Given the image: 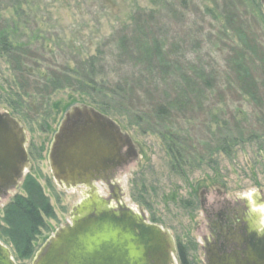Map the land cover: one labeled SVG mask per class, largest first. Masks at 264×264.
<instances>
[{"label": "rangeland", "instance_id": "374dc122", "mask_svg": "<svg viewBox=\"0 0 264 264\" xmlns=\"http://www.w3.org/2000/svg\"><path fill=\"white\" fill-rule=\"evenodd\" d=\"M151 1L77 0L80 9L74 16L67 7L62 8L64 0H27L29 9L23 7V16L12 19L14 16L9 10L6 17L18 24L16 35L22 43L41 36L53 40L56 34L61 33L60 26L64 29L62 34H66L69 39L68 26L73 23L78 28L77 33L81 28L86 31L85 26L89 27L90 31L79 34L90 39L91 29L112 33L119 29L116 19L125 21L132 4L147 7ZM252 2L257 4L256 0H189L186 7L181 4L182 0H165L167 5L163 6L159 18L153 20L152 31L163 34L167 28V39L170 41L168 51L176 68L169 74L156 76L163 89L186 92L181 76L187 72L190 62L215 75L211 91L188 88L194 90L189 92L193 110L180 114V119L175 121V128L183 133L188 149L177 158L169 150L163 134L153 133L156 130L152 125L147 127L148 130H142L132 118L103 110L79 93L62 90L48 96L37 92L25 97L23 91L27 87L23 84V91L19 88L8 56L0 49V111L8 112L22 124L26 147L31 145L35 148L36 159H32L30 174L26 177L39 186L53 213L52 218L43 219L44 229L33 243V256L56 230L70 223L71 210L82 200L86 191L83 187H59L50 175L47 160L50 143L63 114L76 103L93 106L118 123L121 131L129 135L139 152L136 161L125 166L118 178V186L123 193L122 202L135 213L141 212L146 223L167 230L172 240L187 250L185 264H203L198 235L202 228L200 224L203 223L202 209L219 208L224 201L232 202L236 198L243 197L251 201L257 197L262 200V205L251 207V210L258 212V225L264 226V129L246 124L242 141L217 142L215 136L218 131L212 125L211 118L218 115L228 120L229 114L236 108L251 113L254 106L262 104L250 100L249 96L245 98L236 91L234 85L230 89L228 85L235 79L237 64L242 63L239 60L242 45L240 48L237 43H231V34L239 36L244 33V44L251 50L250 53L255 52L256 45L264 46V12L259 8L258 12L256 10L252 14ZM226 4H233V9L226 11ZM205 8L215 11L218 19L207 15ZM227 32L228 40L224 35ZM117 37L109 43L105 42L108 47H113L111 44ZM31 56L26 65L32 72L39 67L45 69L51 61L48 49L38 63ZM247 65L252 74L259 76L258 67L255 68L253 63ZM200 75H197V79L201 78L198 77ZM161 97L165 98V95L161 94ZM249 119L250 122L255 121ZM255 128V133L249 131ZM23 181L18 189L0 202V242L10 250L16 264H30L33 257L26 261L18 259L11 244L1 235V220L3 209L12 198L15 195L25 196ZM98 186L102 187V184L97 183ZM29 190L33 197H37L32 187ZM98 195L105 199L106 191L102 188ZM174 264L181 263L175 259Z\"/></svg>", "mask_w": 264, "mask_h": 264}, {"label": "trees", "instance_id": "16d2710c", "mask_svg": "<svg viewBox=\"0 0 264 264\" xmlns=\"http://www.w3.org/2000/svg\"><path fill=\"white\" fill-rule=\"evenodd\" d=\"M256 1L257 4L252 2L250 5L252 14L259 8L263 11L259 0ZM2 2L5 4L2 5ZM164 2L165 0H152L147 7L132 4L126 20L116 19L119 29L109 34L102 33L100 29H91L88 39L82 34L89 27L85 26L86 31L81 28L77 33L78 28L73 23L68 26L69 39L66 34H62L64 29L60 26L61 33L56 34L53 40H46L41 36L22 43L21 38L16 35L18 24L12 19L25 14L23 7L29 9L27 0H0V49L8 56L16 80L19 81V88L22 90L23 84L27 87L26 91L22 90L25 97L37 92L48 96L62 90L79 93L103 110L132 118L142 130L152 125L156 130L153 133L163 134L169 150L177 158L188 149L183 133L175 128V121L180 119L179 115L193 110L189 92L194 90L188 88L211 91L215 84V75L190 62L187 64V72L181 76L186 92L179 89L165 90L159 79H156L158 74L166 75L176 69L168 51L170 41L167 39V28L163 34L152 31L153 20L159 18L163 6L167 5ZM64 3L62 8L67 7L76 16L80 9L77 0H64ZM181 4L187 7L189 0H182ZM226 5V11L233 9V4ZM9 10L14 16L12 19L6 17ZM205 13L214 20L218 19L213 10L205 8ZM243 34H231L229 38L231 43H237L240 48L242 45L239 56L242 63L237 64L235 79L228 83L229 89L234 85L240 95L245 98L249 96L250 100L258 101L262 106L253 105L251 113L236 108L229 114L228 120H223L218 115L211 116L212 125L218 131L215 136L217 142L242 141L246 124L264 129V46L256 45L255 52L250 53L251 50L245 47L246 38ZM116 35L117 40L111 44L113 47H108L106 43ZM224 35L228 40V32ZM101 39L104 40L99 41ZM47 49L51 61L45 69L39 67L32 72L26 65L27 59L32 55L38 63ZM247 63H253L255 68H259L260 77L252 74ZM180 71L179 67V74ZM199 74L201 75L198 77L201 78L197 79ZM31 102L34 103L33 99ZM249 118L255 121L250 122ZM256 128L249 131L253 133ZM30 187L37 197H33ZM22 188L25 196L15 195L3 209L1 235L11 244L18 259L26 261L33 257V243L44 229L43 219L52 218L53 213L39 186L30 177L24 179ZM181 257L183 260L182 252Z\"/></svg>", "mask_w": 264, "mask_h": 264}, {"label": "water", "instance_id": "95a60500", "mask_svg": "<svg viewBox=\"0 0 264 264\" xmlns=\"http://www.w3.org/2000/svg\"><path fill=\"white\" fill-rule=\"evenodd\" d=\"M259 2L264 11V0ZM25 142L22 124L8 113L0 116L1 186H20L22 176L10 179L7 172L16 159L21 170L27 167ZM124 144L137 149L118 123L92 106L76 103L65 111L48 150L50 175L61 188L87 192L72 208L70 223L45 241L30 264H173L174 243L167 230L147 224L120 196L112 207L92 185H110L91 171L108 168L107 150ZM0 264H16L1 242ZM209 264H264V232L248 237L241 256L212 257Z\"/></svg>", "mask_w": 264, "mask_h": 264}, {"label": "flooded vegetation", "instance_id": "af4514ba", "mask_svg": "<svg viewBox=\"0 0 264 264\" xmlns=\"http://www.w3.org/2000/svg\"><path fill=\"white\" fill-rule=\"evenodd\" d=\"M5 113L8 112L0 111V116L4 115ZM26 142L24 149L28 160L27 167L21 170V165L16 159L7 172L8 178L10 179H15L18 176H22L21 183L23 179L30 174L31 162H33L32 159H36L34 156L35 148H32L31 145L26 147ZM107 152L108 168L101 169L97 172L93 170L91 171V175L96 178L102 177L107 179V183L110 185H105L100 182H93L92 185L94 186L96 193H99L100 189L103 188L106 191V196H104L105 199L110 202L112 207L116 208L114 199H116L117 196L122 197L123 195L122 190L118 186V178L121 174H123V168L125 166L136 161L139 150L132 149L124 144L119 147V150H116L115 147L112 146L107 150ZM117 156L120 157L119 160H117ZM20 170L21 172L19 173ZM1 171L0 178H2ZM97 183L100 185L102 184V187H96ZM1 185L2 183L0 182V202L12 191L18 189L21 186L20 184V186L15 188L12 187L11 184H6L5 187ZM117 188L120 191L114 193ZM84 192L86 193L87 191L84 190ZM200 202L201 204L203 203L202 200H200ZM260 205H262V200L257 197H253L251 201L242 197L236 198V200L232 202L224 201V203L219 208L214 209L209 207L207 209H202L203 223L200 224L202 228L198 232V235L201 242L200 252L202 254L203 264H209V261L212 257L216 258L226 256L231 258L235 257L236 254H240L241 256V253L245 251L248 237L253 236L256 233L264 232V226L258 225L260 215L258 212L251 210L253 209L251 207H258ZM255 217H257V219H254ZM147 224L153 225L152 223ZM173 243L175 249L173 264L175 263V259H177L179 263L185 264L187 250L180 244H176L174 241ZM181 252L183 254V260L181 257Z\"/></svg>", "mask_w": 264, "mask_h": 264}]
</instances>
